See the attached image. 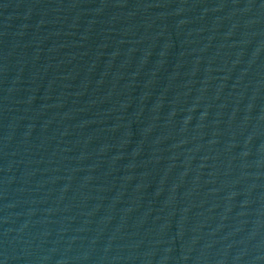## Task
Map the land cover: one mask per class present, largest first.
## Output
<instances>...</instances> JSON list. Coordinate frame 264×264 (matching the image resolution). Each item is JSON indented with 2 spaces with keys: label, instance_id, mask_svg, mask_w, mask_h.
Here are the masks:
<instances>
[{
  "label": "water",
  "instance_id": "water-1",
  "mask_svg": "<svg viewBox=\"0 0 264 264\" xmlns=\"http://www.w3.org/2000/svg\"><path fill=\"white\" fill-rule=\"evenodd\" d=\"M0 264H264V0H0Z\"/></svg>",
  "mask_w": 264,
  "mask_h": 264
}]
</instances>
